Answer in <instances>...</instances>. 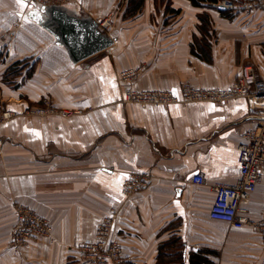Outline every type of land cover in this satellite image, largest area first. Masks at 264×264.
<instances>
[{
	"label": "crops",
	"instance_id": "obj_1",
	"mask_svg": "<svg viewBox=\"0 0 264 264\" xmlns=\"http://www.w3.org/2000/svg\"><path fill=\"white\" fill-rule=\"evenodd\" d=\"M25 2L20 14L15 0H0V34L18 31L13 43L0 39V264H85L80 245L91 241L97 224L112 213L117 215L113 238L130 264H156L160 245L172 233L186 253L197 251L203 243L194 227L210 223L226 226L225 232L210 233L211 243L233 251L234 261L229 256L220 264H264L261 235L209 217L215 185L233 184L239 176L238 147L243 133L262 122L264 95L221 105L122 101L131 87L177 94L184 83L227 88L245 63L263 80L264 11L233 12L229 18L188 0H171L180 11L173 14L161 0H146L142 13L124 20L119 9L124 0L69 1L57 6L97 21L115 40L74 62L49 24L44 11L49 6ZM206 45L209 62L192 51ZM141 65L145 68L132 84H121L123 70ZM44 100L55 111L34 115ZM62 109L72 115L62 117ZM6 111L14 117L1 121ZM133 173L146 175L148 182L126 197L124 183ZM198 174L205 184L194 183ZM263 201L264 181L243 203L244 215L258 220ZM16 205L33 209L52 226L49 237L19 255L11 249Z\"/></svg>",
	"mask_w": 264,
	"mask_h": 264
},
{
	"label": "built area",
	"instance_id": "obj_2",
	"mask_svg": "<svg viewBox=\"0 0 264 264\" xmlns=\"http://www.w3.org/2000/svg\"><path fill=\"white\" fill-rule=\"evenodd\" d=\"M46 6L62 5L69 1L77 0H33ZM224 7L225 11H264V0H221L212 4L218 10ZM108 24L105 20L102 25ZM141 70L131 68L119 74L121 84H132ZM264 95V79L258 80L252 63H245L240 70L238 78L227 88L203 89L184 83L180 93L173 90H138L129 88L124 91L122 101L141 106L168 107L176 104L212 103L228 104L234 99H251ZM44 106L32 111L34 115H44L55 111L50 106V101L44 100ZM59 114L69 118L72 113L60 110ZM14 117L10 111L2 114L1 121ZM262 122L242 135L238 147L240 160V173L233 184H217L214 187L215 198L209 211L212 220L228 224L232 229L243 230L247 227L262 236L264 241V201L261 216L258 220H251L244 214L247 209L243 203L257 191L264 181V115ZM194 183L203 185L205 179L198 174L193 178ZM148 182L146 175L133 173L124 183L123 193L126 197L145 187ZM15 223L12 234L11 247L13 251L20 252L33 241L44 239L52 234V226L48 219L38 215L33 209L25 205L14 207ZM117 221L116 213L104 217L96 226L93 239L84 242L79 249L85 264H130L131 259L125 253L122 244L113 238Z\"/></svg>",
	"mask_w": 264,
	"mask_h": 264
},
{
	"label": "water",
	"instance_id": "obj_3",
	"mask_svg": "<svg viewBox=\"0 0 264 264\" xmlns=\"http://www.w3.org/2000/svg\"><path fill=\"white\" fill-rule=\"evenodd\" d=\"M218 10L225 11V8L219 7ZM44 11L49 24L53 26L54 32L68 49L74 62L92 57L108 49L115 42L100 30L97 21L79 18L57 5L44 7Z\"/></svg>",
	"mask_w": 264,
	"mask_h": 264
},
{
	"label": "trees",
	"instance_id": "obj_4",
	"mask_svg": "<svg viewBox=\"0 0 264 264\" xmlns=\"http://www.w3.org/2000/svg\"><path fill=\"white\" fill-rule=\"evenodd\" d=\"M159 0H156V3ZM162 3L166 4V11L168 13L173 14H179V10H175L171 6V0H161ZM191 2L192 6L199 7V8H212V4L218 3L221 0H188ZM166 2V3H165ZM146 0H127L124 13H123V19L129 20L132 18L137 17L145 8ZM222 15L225 17L232 18L233 12L231 11H222ZM202 20V26L207 27L209 20H207L205 15L201 16ZM192 51L203 58L206 61L211 60L210 56V49L209 46L206 45L205 47H201L200 52L195 51V49H192ZM21 62L16 63V65H19ZM180 242V247H178L173 254L171 250V247L174 246L176 243L178 244ZM175 243V244H174ZM186 246L182 242L181 238L177 239L176 241H166L162 243L159 247L158 257H157V263L156 264H217L214 261L211 260L209 255L213 254L211 251L207 250H198V251H190V253H186Z\"/></svg>",
	"mask_w": 264,
	"mask_h": 264
},
{
	"label": "rangeland",
	"instance_id": "obj_5",
	"mask_svg": "<svg viewBox=\"0 0 264 264\" xmlns=\"http://www.w3.org/2000/svg\"><path fill=\"white\" fill-rule=\"evenodd\" d=\"M126 3H127V0H124V2H122L121 4H120V10H124L125 9V6H126ZM166 3V2H165ZM50 6H52V5H50ZM211 9H213V8H211ZM18 24V23H17ZM17 28H15L14 30H12V32L13 33H11V32H8V33H6V34H0V36H1V41H4V42H6V43H13V42H15V41H17V38H18V31L16 30ZM25 62H27V61H25ZM27 65H30V62L27 64ZM143 68H145V66H143V65H141V66H139V67H137V69H139V70H141L140 72H139V74H138V76L137 77H139V75L141 74V72H143ZM136 69V68H135ZM48 101H50V100H48ZM50 106L52 107L53 105H52V103H51V101H50ZM43 107H45V106H43ZM62 110H64V109H62ZM61 110V111H62ZM60 111V110H59ZM58 111V112H59ZM15 218V217H14ZM13 218V219H14ZM14 223H15V219H14ZM172 228H174V230H175V228L176 227H172ZM195 229H197L198 230V232H197V236H198V238H197V240H199V241H197V242H199V243H203V245H201V248H198V245L196 246V250L198 251V250H207V251H211L213 254H211V255H213V257L215 256L216 258H217V260L219 261V264H220V262L222 261V259H226V257H229V256H231V255H233V251H232V253H231V251H225V246H222L221 244L220 245H217V246H215V244L216 243H214V244H212L211 243V240H210V233L213 231L214 233H216V232H225V229H226V226L225 225H220V224H215V223H210L209 225H204V226H198V227H194ZM13 229H14V224H13ZM13 229H12V234H13ZM173 232V231H172ZM194 234V233H193ZM194 236H196L195 234H194ZM177 239H180L179 238V236L177 235V234H174V233H172L171 234V236L169 237V239L167 240V241H176ZM11 241H12V235H11ZM263 243H264V241H263ZM175 244V243H174ZM32 245V244H31ZM30 245V246H31ZM212 245H214V247L213 248H209V247H211ZM203 246V247H202ZM222 246V247H221ZM178 247H180V242H178V244L176 243L174 246H172L171 247V250H169L170 252L172 251V253L174 254L175 253V251H176V249L178 248ZM217 247V248H216ZM27 248V247H26ZM11 249H12V247H11ZM13 250V249H12ZM24 250V249H23ZM15 252V251H14ZM15 255H19V254H21V252H16V253H14ZM224 255H225V257H224ZM236 260H239V259H236ZM34 261V260H33ZM227 261V260H226ZM228 261L231 263L232 261H234V257H232L231 256V258H229L228 259ZM222 263V262H221Z\"/></svg>",
	"mask_w": 264,
	"mask_h": 264
},
{
	"label": "snow or ice",
	"instance_id": "obj_6",
	"mask_svg": "<svg viewBox=\"0 0 264 264\" xmlns=\"http://www.w3.org/2000/svg\"><path fill=\"white\" fill-rule=\"evenodd\" d=\"M15 2H16V4H17V6H18V8L20 9V14H23V10L26 8V7H28V5L26 4V2H25V0H15ZM32 7L34 8L35 7V5H32ZM31 15H37L35 12H32V13H30ZM24 19H27V17H23ZM37 135H38V133H37Z\"/></svg>",
	"mask_w": 264,
	"mask_h": 264
}]
</instances>
